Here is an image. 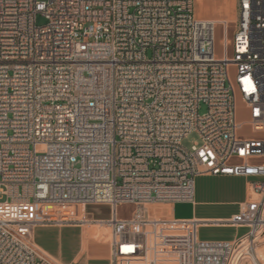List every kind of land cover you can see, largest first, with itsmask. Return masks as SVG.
I'll use <instances>...</instances> for the list:
<instances>
[{"label":"built area","instance_id":"built-area-1","mask_svg":"<svg viewBox=\"0 0 264 264\" xmlns=\"http://www.w3.org/2000/svg\"><path fill=\"white\" fill-rule=\"evenodd\" d=\"M236 2L228 23L195 19L193 0H0V264H59L33 240L67 221L48 207L108 206L109 220L91 223L110 230L112 264L143 251L144 226L156 251L173 221L148 207L192 202L200 176L247 181L221 222L247 232L201 242L204 222H176L190 228L181 264H264V0ZM244 127L253 137L237 136ZM121 204L135 206L127 220Z\"/></svg>","mask_w":264,"mask_h":264},{"label":"rangeland","instance_id":"rangeland-1","mask_svg":"<svg viewBox=\"0 0 264 264\" xmlns=\"http://www.w3.org/2000/svg\"><path fill=\"white\" fill-rule=\"evenodd\" d=\"M237 14V2L236 0H193V17L195 19L199 20H227L229 22H232L236 19ZM46 24L45 19L38 15L36 17V25L37 26H43ZM234 33V26L231 24L227 29L225 33L226 40H231L233 38ZM224 39V28L221 25H218L216 27L215 33H214V55L218 57H223V46H222V40ZM227 57L232 56V47H230L227 51ZM236 76V69L234 67H231L229 69V78L232 82H234ZM205 112L204 106L201 105L199 109V113L203 114ZM249 120L248 111L246 110L244 104L240 100V97L237 98V115H236V122L238 124H244ZM237 136L239 138H250L253 137L251 133L249 132L248 127H244ZM196 140L195 135H190L183 144L185 146H189L192 142ZM194 190H196L197 199L198 200H204V201H233V197H226L221 192L223 190V186L221 183H219L216 180H212L207 176H200L197 177V179L194 182ZM211 191H215L216 194L212 195ZM172 205V204H168ZM80 207L71 206L66 209H59V208H53L48 207V214L50 211V217L48 219L55 220L59 217L63 216H72V218H76L78 215H80ZM199 212L203 213V216L208 217H221L225 216L229 213L231 210L230 207L226 206H207V207H201L199 208ZM135 210V206H126L123 208H120L119 210V216H130ZM168 211L167 207H164L160 204H157L153 206L151 209V213L156 218L163 217L164 214ZM86 212L88 215H90L92 218L98 220H107L111 217V210L107 206L103 205H90L86 208ZM189 213V210L181 205H177L174 208V216L178 219L183 216H186ZM68 219V218H65ZM177 221V220H172ZM107 229V228H106ZM106 229L100 228L96 231V237H103L106 232ZM144 232H148V239L149 241L152 240V234L150 233V229L144 226L143 228ZM108 237L110 238V230L108 229ZM159 236H161L162 240L165 242L163 244L158 245V248L156 251H154L149 245L146 248V245H144V248L147 252L146 260H136V259H125L122 257H119L116 261V264H148L150 259H153V254L155 252L156 259L165 261L163 264H181V245L179 241L182 240L186 233L190 231V228L188 226H184L183 223H174L171 222V224L165 225L164 227L159 228ZM227 231L225 230H216V229H202L200 231V236L203 237H213V236H221L224 235ZM77 237V232L74 230H64L63 231V240L64 243H66L68 240H75ZM109 239L107 241H100V242H106L108 243ZM159 243V242H158ZM161 243V242H160ZM172 244V245H171ZM67 251V248H66ZM144 253V249L140 254ZM160 261H157L156 264H160ZM233 264H236V260Z\"/></svg>","mask_w":264,"mask_h":264},{"label":"crops","instance_id":"crops-1","mask_svg":"<svg viewBox=\"0 0 264 264\" xmlns=\"http://www.w3.org/2000/svg\"><path fill=\"white\" fill-rule=\"evenodd\" d=\"M213 22H229L227 20H209ZM258 161V160H256ZM212 180H216L223 186V190L221 191L223 195L226 197H233V201H204L198 200L196 190H194L193 201L190 203H177V204H160L164 207L168 208L166 214L161 218H156L152 213L151 209L153 206L150 205L148 207L149 212L157 219L161 221H173L174 223L179 221H198L204 222L197 226V239L201 242H232L242 237L246 232L247 228L245 227H233L227 224H222L226 220H229L234 215L238 214L240 205L245 202L247 197L246 184L247 181L243 178H230V177H220V176H207ZM197 179V178H196ZM195 179V180H196ZM212 195H215V191H211ZM177 205H181L186 207L189 210V213L186 216L181 218H176L174 216V208ZM90 206V205H88ZM88 206L82 207L80 210V215L76 218H72V216H63L57 219H62L67 221L56 224L50 223L45 225H40L34 228L33 231V240L36 247L41 250L44 254L49 256L50 258L56 260L59 264H112L111 263V250L109 248L108 243L100 242L107 241L108 237V229L102 226L101 224H92L91 221H105L101 219H94L90 215L87 214L86 208ZM104 206V205H103ZM126 206H133L130 204H121L117 206V218L121 220H127L130 216H119L120 208ZM207 206H226L230 207L231 210L225 216L221 217H208L203 216L202 212H199V208L207 207ZM108 207V206H107ZM49 218V217H48ZM109 220V219H107ZM85 222V223H84ZM106 229V232L103 237H96L97 229ZM202 229H216V230H225L227 231L224 235L221 236H213V237H201L200 231ZM64 230H74L77 232V237L75 240L67 241L64 243L63 240V231ZM158 236V235H157ZM137 237V235H136ZM139 239L144 241V245L146 248L148 245H152V242L149 243L148 232H144L143 230L139 231L138 237ZM156 244V242H155ZM67 248V251H66ZM147 252L144 248V253L139 254L136 260H146ZM156 254L154 252L153 259L148 260V264H156L157 261H160V264L165 263V261L157 260ZM138 264V263H137Z\"/></svg>","mask_w":264,"mask_h":264}]
</instances>
